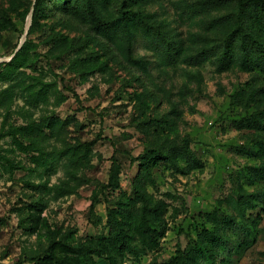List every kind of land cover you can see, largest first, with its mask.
Here are the masks:
<instances>
[{
    "label": "rangeland",
    "instance_id": "374dc122",
    "mask_svg": "<svg viewBox=\"0 0 264 264\" xmlns=\"http://www.w3.org/2000/svg\"><path fill=\"white\" fill-rule=\"evenodd\" d=\"M259 42L239 0H0V264H264ZM135 184L164 203L153 248L114 239L109 212L135 233Z\"/></svg>",
    "mask_w": 264,
    "mask_h": 264
},
{
    "label": "trees",
    "instance_id": "16d2710c",
    "mask_svg": "<svg viewBox=\"0 0 264 264\" xmlns=\"http://www.w3.org/2000/svg\"><path fill=\"white\" fill-rule=\"evenodd\" d=\"M38 1L39 0H37V2ZM62 2L64 4L65 0H62ZM89 2H90V0H89ZM239 3L241 5H249L250 7H252L253 12H255L257 10V7L259 6L261 8V10L263 11V14H264V0H239ZM89 6H90V8H92L91 3ZM35 19H36V16H35V14H33L32 21L34 22ZM145 26L147 27L146 28L147 30H150L152 28L148 24H145ZM239 31L242 32V29H239ZM154 34L157 35L158 37H160V39L164 43V47L167 49V53H171V52L176 51V47L174 45L170 44V42L165 37L164 32H162L159 29L158 30L154 29ZM224 41H225V47L223 48V51H222L221 63L225 62L224 59L230 54V52L232 51V48H233L232 44H234V43H231L230 37H228ZM21 50L17 51L15 53L14 57L12 58V60L5 64L6 67H10L17 60ZM244 50L245 51H243V52L247 55L246 48H244ZM255 50H256L255 51L256 53L259 52V54L257 55L258 59H259L258 65H261L264 67V43L259 42L258 44H256ZM250 120L255 121V123L258 122V118L254 115L251 116L250 118H248L246 120V122L249 123ZM32 125L36 126L35 124H32ZM16 142L20 147L25 146L18 139H16ZM184 148L188 151V154L190 155L191 160H193V162H194L193 166H195V167L202 166L201 161L194 155V153L192 151L189 150L187 139H184ZM162 158L166 159V158H168V155H166L161 150H157V152H155L154 154L143 157V161L141 164L145 168H147L148 166L153 167V166H156L158 161L161 160ZM141 169H143V168H141ZM255 174L262 176L264 174V171L262 168H257V171L255 172ZM141 177H142V172L139 173V178L137 179L138 182H140ZM140 187H141V185L136 186V184H135V188H136V192L138 194V197L143 202V207L141 209L140 215H139L137 221H135L136 222L135 223V229H134L135 233L133 232V233L129 234L130 231H129V228L127 227V224H126V222L129 220V214L128 213L123 215V218L125 220L124 223H122V222L117 223V219L112 214V212H109V219L111 221L112 228H114V239L115 240L117 239L119 245H124V244L127 245L130 243L128 241V237L137 236L146 248H153V247L158 245V237L163 234V230H157V229L152 227V225H151V222L153 221L152 216L158 217L160 214L163 213L164 203H163V201H158V202L150 205V203L147 202V198H145V196H144L145 193L143 191L141 192L142 189H140ZM214 217H215V215H214ZM212 241H213V237L211 234V241L209 243H212ZM207 243H208V241H207ZM207 243H205L204 249L208 254L211 255V250L209 248V245H207ZM58 244H59V247L61 250H64L67 252H72V253H79L80 252L78 247H77L78 248L77 249L75 246L69 245L68 243L58 242ZM115 250L116 251L114 253L112 252L106 256V258L108 259L107 264H116V260L118 258V255H121L122 251L119 248H117ZM182 259H183V257H180L177 261V264H181V262H183V261H181ZM189 262H192V261H189ZM57 264H93V263L87 262L86 259H78V258L71 257V258H68L65 262L58 261Z\"/></svg>",
    "mask_w": 264,
    "mask_h": 264
},
{
    "label": "water",
    "instance_id": "95a60500",
    "mask_svg": "<svg viewBox=\"0 0 264 264\" xmlns=\"http://www.w3.org/2000/svg\"><path fill=\"white\" fill-rule=\"evenodd\" d=\"M30 18H31V17H30ZM30 18H29V19H30ZM28 25H29V24H28ZM28 25L26 26V28L28 27ZM26 34H27V30L24 31L23 37L21 38V41H20L19 45L17 46L16 51L21 47L23 41L25 40V36H26ZM16 51H15V52H16ZM13 54H14V53H13ZM11 57H12V55L9 57V59H10Z\"/></svg>",
    "mask_w": 264,
    "mask_h": 264
}]
</instances>
